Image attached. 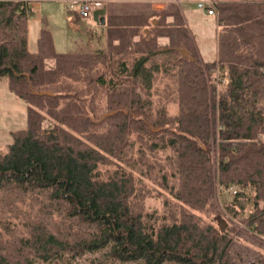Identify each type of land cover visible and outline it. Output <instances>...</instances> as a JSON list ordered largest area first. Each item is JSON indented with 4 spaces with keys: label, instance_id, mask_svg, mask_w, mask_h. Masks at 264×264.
<instances>
[{
    "label": "trees",
    "instance_id": "trees-1",
    "mask_svg": "<svg viewBox=\"0 0 264 264\" xmlns=\"http://www.w3.org/2000/svg\"><path fill=\"white\" fill-rule=\"evenodd\" d=\"M209 2L205 62L175 0L106 3L66 52L44 24L29 51L30 1L0 0V79L27 120L0 152V264H264L214 202L264 241V0Z\"/></svg>",
    "mask_w": 264,
    "mask_h": 264
},
{
    "label": "rangeland",
    "instance_id": "rangeland-1",
    "mask_svg": "<svg viewBox=\"0 0 264 264\" xmlns=\"http://www.w3.org/2000/svg\"><path fill=\"white\" fill-rule=\"evenodd\" d=\"M37 3L39 8H34L32 14L27 20L26 31V48L29 51L36 50V39L39 35V29L44 24L49 33L52 46L57 52H65L68 50H79L86 43L85 28L86 22L77 18L74 13L67 8L69 0H30ZM100 1V0H99ZM199 1V0H198ZM209 1V0H206ZM178 2V0H175ZM100 8L104 7L102 1ZM188 7V8H187ZM99 9V8H98ZM95 10V9H94ZM181 11L186 26L193 39L194 47L202 61H211L215 57V32L216 26L213 16L207 15L203 10H199L193 3H182ZM67 15H71L70 20H79L83 23L80 28L72 29L69 21L66 20ZM44 18V23L40 20ZM78 30V32H77ZM82 35V37H81ZM78 43V44H77ZM76 44V45H75ZM27 125L26 120V103L23 99L14 95L9 89L5 79H0V152L5 150V145L12 140V132L24 129ZM215 156V155H214ZM213 156V157H214ZM222 192L218 189L214 193V202L216 205V213L222 218L225 224L236 230L235 237L239 244L245 248L244 254L264 255V246L257 241H261L254 234L247 232L241 224L230 219L229 215L221 207ZM224 192H226L224 190ZM148 206L156 207L159 205L157 201L150 200ZM215 223V222H214ZM240 235H244L240 236ZM256 240V241H255ZM103 252L95 254H87L79 260L71 261L70 264H117L108 259ZM67 264V263H66Z\"/></svg>",
    "mask_w": 264,
    "mask_h": 264
},
{
    "label": "built area",
    "instance_id": "built-area-1",
    "mask_svg": "<svg viewBox=\"0 0 264 264\" xmlns=\"http://www.w3.org/2000/svg\"><path fill=\"white\" fill-rule=\"evenodd\" d=\"M102 5L99 0H69L67 1V8L71 13L79 19L87 18L92 10L100 8ZM196 7L203 10L207 15H213L214 11L211 7V3L206 0L196 1ZM231 194L235 193V189L230 186L228 188Z\"/></svg>",
    "mask_w": 264,
    "mask_h": 264
},
{
    "label": "crops",
    "instance_id": "crops-1",
    "mask_svg": "<svg viewBox=\"0 0 264 264\" xmlns=\"http://www.w3.org/2000/svg\"><path fill=\"white\" fill-rule=\"evenodd\" d=\"M30 1V0H29ZM100 1H102V3H103V5L104 4H106V3H112V2H115V1H117V2H122V1H147V3H148V8L149 9H155V10H163V9H165L166 8V6H167V4H168V2L170 1V0H100ZM177 3V5L179 6V8H180V10H181V4L182 3H185V4H188V3H193L194 5H195V7H196V1L195 0H178V2H176ZM29 6H32V9H34V8H39V6H38V4L37 3H34L33 1H30V3H29ZM188 8V7H187ZM197 8V7H196ZM198 9V8H197ZM200 10V9H199ZM181 13H182V11H181ZM183 16V15H182ZM212 16V15H211ZM66 17V20L67 21H69V23H70V25H71V27H72V29H77V28H80L81 26V24L84 22H86V24L87 23H95L93 20H92V17H91V14L89 15V17H87V18H85V20H82L81 22L79 21V20H70L69 18H71V15H67V16H65ZM79 24L80 23V25H76V24ZM215 26H216V24H215ZM86 26H83V29L85 28ZM77 32H78V30H77ZM81 37H82V35H81ZM85 39H86V36H85ZM78 44V43H77ZM76 45V44H75ZM57 52V51H56ZM66 52V51H65Z\"/></svg>",
    "mask_w": 264,
    "mask_h": 264
},
{
    "label": "water",
    "instance_id": "water-1",
    "mask_svg": "<svg viewBox=\"0 0 264 264\" xmlns=\"http://www.w3.org/2000/svg\"><path fill=\"white\" fill-rule=\"evenodd\" d=\"M104 13H105L104 7L92 10V12H91L92 20L96 24L103 25V23H104ZM183 54H185V52H183ZM216 221H217L218 226L222 229L224 227V225H225L224 220L219 217V218H217Z\"/></svg>",
    "mask_w": 264,
    "mask_h": 264
}]
</instances>
